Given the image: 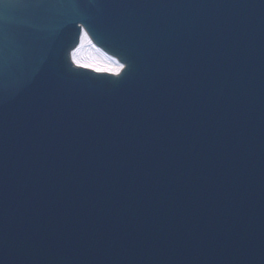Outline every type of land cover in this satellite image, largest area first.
Masks as SVG:
<instances>
[{
	"label": "water",
	"instance_id": "1",
	"mask_svg": "<svg viewBox=\"0 0 264 264\" xmlns=\"http://www.w3.org/2000/svg\"><path fill=\"white\" fill-rule=\"evenodd\" d=\"M0 264H264V0H0Z\"/></svg>",
	"mask_w": 264,
	"mask_h": 264
},
{
	"label": "bare ground",
	"instance_id": "2",
	"mask_svg": "<svg viewBox=\"0 0 264 264\" xmlns=\"http://www.w3.org/2000/svg\"><path fill=\"white\" fill-rule=\"evenodd\" d=\"M84 33V32H83ZM85 34V33H84ZM76 58L81 64L93 63L101 67L118 68V63L113 59L104 54V52L95 47L89 40L87 35H81L79 45L75 48ZM86 56H89V60H86Z\"/></svg>",
	"mask_w": 264,
	"mask_h": 264
},
{
	"label": "snow or ice",
	"instance_id": "3",
	"mask_svg": "<svg viewBox=\"0 0 264 264\" xmlns=\"http://www.w3.org/2000/svg\"><path fill=\"white\" fill-rule=\"evenodd\" d=\"M81 32H82V39H83V36L86 35V34L83 33V29H81ZM72 57H73V62H74V63H76V64H79V63H80V61L77 60V58H76V53H75V51L72 53ZM117 63H118V62H117ZM83 66H84L85 68H95V70H96L97 72H101V71H111V69H109V68H102L101 66L96 65V64H93V63H85ZM123 67H124L123 64H119V65H118V68L116 69L117 74H118V72H119V69H122Z\"/></svg>",
	"mask_w": 264,
	"mask_h": 264
},
{
	"label": "rangeland",
	"instance_id": "4",
	"mask_svg": "<svg viewBox=\"0 0 264 264\" xmlns=\"http://www.w3.org/2000/svg\"><path fill=\"white\" fill-rule=\"evenodd\" d=\"M84 59L89 60L90 58H89V56H86V58H84Z\"/></svg>",
	"mask_w": 264,
	"mask_h": 264
}]
</instances>
